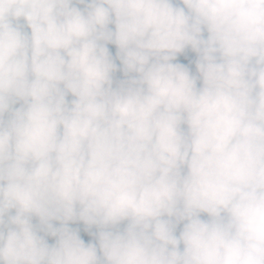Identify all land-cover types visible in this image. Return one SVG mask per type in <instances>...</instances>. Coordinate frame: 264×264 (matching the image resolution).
I'll return each instance as SVG.
<instances>
[{
	"label": "clouds",
	"instance_id": "1",
	"mask_svg": "<svg viewBox=\"0 0 264 264\" xmlns=\"http://www.w3.org/2000/svg\"><path fill=\"white\" fill-rule=\"evenodd\" d=\"M0 264H264V0H0Z\"/></svg>",
	"mask_w": 264,
	"mask_h": 264
},
{
	"label": "trees",
	"instance_id": "2",
	"mask_svg": "<svg viewBox=\"0 0 264 264\" xmlns=\"http://www.w3.org/2000/svg\"><path fill=\"white\" fill-rule=\"evenodd\" d=\"M82 7V6H81ZM109 49L112 52L114 58H115V54H116V48L114 45H109ZM197 57L196 54L194 52H192L191 50H188L185 54L181 55L178 58V62L183 63L185 65H187L192 72L195 74L196 73V69H195V61H196ZM117 64H119V61L117 60ZM123 73L122 72H118L115 75V79L117 81L123 79ZM206 218V217H205ZM34 223H38V221L34 220ZM71 227L75 228H79L80 229V234L82 239L85 240L86 243L91 242L93 240V237L91 235H89L85 230H84V225L83 224H72L70 225ZM123 227V226H122ZM94 231V230H93ZM49 243H54V240L49 237L48 238Z\"/></svg>",
	"mask_w": 264,
	"mask_h": 264
}]
</instances>
